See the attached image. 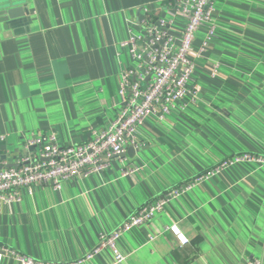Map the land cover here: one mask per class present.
<instances>
[{"label":"crops","instance_id":"0c3cea01","mask_svg":"<svg viewBox=\"0 0 264 264\" xmlns=\"http://www.w3.org/2000/svg\"><path fill=\"white\" fill-rule=\"evenodd\" d=\"M162 2L0 0V168L25 156L37 132L81 143L115 118L121 73L132 63L122 42L139 29L145 6L166 14ZM19 5L28 13L9 17ZM215 8L209 45L199 52L206 27L194 42L198 102L153 111L134 155L114 156L60 190L35 185L20 201H0V264H21L10 250L64 264H244L253 257L264 264L258 161L228 164L125 232L118 239L124 261L106 246L88 257L100 235L140 205L238 153L264 157V0H216ZM127 168L135 171L124 174Z\"/></svg>","mask_w":264,"mask_h":264},{"label":"built area","instance_id":"2783aa9c","mask_svg":"<svg viewBox=\"0 0 264 264\" xmlns=\"http://www.w3.org/2000/svg\"><path fill=\"white\" fill-rule=\"evenodd\" d=\"M215 1L163 0L160 11L167 12L168 18L145 6L138 32L132 30L129 38L122 42L138 64L121 73V103L115 118L94 138L81 143L62 145L53 132L47 135L37 132L28 138L25 156L13 165L0 168V201H20L22 190L32 193L35 185L60 190L65 181L104 168L107 160L121 155L128 147L141 148L138 128L153 111L164 115L176 108L184 109L185 99L198 102L200 88L194 82V42L198 30L206 27V36L199 48L202 52L215 35ZM4 140L5 136H0V143ZM239 161L264 162V157L250 152L238 153L140 205L115 230L102 233L100 243L88 257L106 246L111 248L117 263L124 261L126 255L117 244L121 235L151 221L171 200L194 188L205 177ZM134 171L127 168L123 173ZM170 229L182 244L188 242L176 225ZM1 249L8 251V248ZM10 253L21 264H64L37 260L14 250ZM244 264H263V260L253 257Z\"/></svg>","mask_w":264,"mask_h":264},{"label":"water","instance_id":"95a60500","mask_svg":"<svg viewBox=\"0 0 264 264\" xmlns=\"http://www.w3.org/2000/svg\"><path fill=\"white\" fill-rule=\"evenodd\" d=\"M7 11H8L9 17H11V18H17V17L23 16L24 14H27L28 13V9L25 6H21V5H19V6H12ZM136 150H139V149H135L133 146H130L122 154H124V155L125 154H132V155H134L136 153ZM10 165H13V164H9L8 166H10Z\"/></svg>","mask_w":264,"mask_h":264},{"label":"rangeland","instance_id":"374dc122","mask_svg":"<svg viewBox=\"0 0 264 264\" xmlns=\"http://www.w3.org/2000/svg\"><path fill=\"white\" fill-rule=\"evenodd\" d=\"M165 12V11H164ZM166 14H163L165 17H169V14L167 13V12H165ZM135 32H138V29H135ZM198 34V33H197ZM128 48V47H127ZM129 49V48H128ZM129 52H130V50H129ZM132 61V63L129 65V67H137V61H135V60H133V59H131ZM121 102V101H120ZM139 128H140V126H139ZM139 128H138V136H139ZM59 143V142H58ZM61 144V143H60ZM62 145H64V144H62ZM125 167H129L128 165L127 166H125ZM124 167V168H125ZM64 184V183H63ZM35 187V186H34ZM51 188H53L52 186H50ZM117 244H118V241H117ZM119 247V246H118ZM260 259H262V258H260Z\"/></svg>","mask_w":264,"mask_h":264}]
</instances>
